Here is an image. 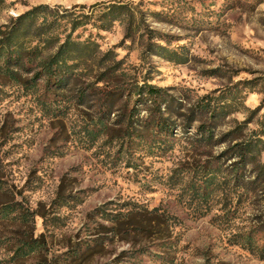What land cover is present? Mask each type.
<instances>
[{
    "label": "rangeland",
    "instance_id": "374dc122",
    "mask_svg": "<svg viewBox=\"0 0 264 264\" xmlns=\"http://www.w3.org/2000/svg\"><path fill=\"white\" fill-rule=\"evenodd\" d=\"M38 5L99 63L0 72V264H264V0H0V26Z\"/></svg>",
    "mask_w": 264,
    "mask_h": 264
},
{
    "label": "trees",
    "instance_id": "16d2710c",
    "mask_svg": "<svg viewBox=\"0 0 264 264\" xmlns=\"http://www.w3.org/2000/svg\"><path fill=\"white\" fill-rule=\"evenodd\" d=\"M47 11V5H38L17 16L12 24L0 26V72H5L11 78L19 80L21 70L27 73L34 71L35 81L44 80L51 87L65 88L73 81L74 72L80 65L88 62L99 63L97 51L93 46L73 39L71 34L58 45V37L49 34L51 25L48 24ZM73 15H66V17ZM69 20L72 24V32L83 24L80 19ZM104 20L103 22L109 20L108 15L104 17ZM52 48L55 50L52 51ZM137 94L143 104L149 108L150 106L156 107L151 110L146 119L147 128L152 126L158 133H171L172 124H169L168 119L164 117L166 109L161 107L167 102L163 89L154 85H145L137 90ZM90 96V92L84 91L79 93L77 100L85 104ZM113 102L114 97L109 95L106 101L100 104L106 118H109L113 110ZM211 110L208 109V112ZM100 126L102 129V125ZM211 131L208 129L204 132L211 135ZM254 151L252 143V145L241 148L236 154L241 157L242 161H248L254 158ZM261 228L262 243L259 249L264 252V225Z\"/></svg>",
    "mask_w": 264,
    "mask_h": 264
}]
</instances>
